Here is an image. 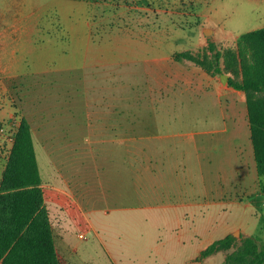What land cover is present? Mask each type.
Returning a JSON list of instances; mask_svg holds the SVG:
<instances>
[{
  "label": "rangeland",
  "instance_id": "obj_1",
  "mask_svg": "<svg viewBox=\"0 0 264 264\" xmlns=\"http://www.w3.org/2000/svg\"><path fill=\"white\" fill-rule=\"evenodd\" d=\"M55 3L0 0V158L12 122L27 118L42 177L72 189L92 224L54 232L67 264H223L245 237L264 243V191L236 190L234 201L225 173L231 147L246 140L247 111L227 110L242 107L244 92L226 83L224 57L222 73L205 67L264 26V0H91L89 44L67 36L72 20L59 21ZM157 37L173 42L164 48L172 57L156 66ZM180 47L205 66L174 59ZM176 183L189 202H168ZM226 234L228 249L199 254Z\"/></svg>",
  "mask_w": 264,
  "mask_h": 264
},
{
  "label": "trees",
  "instance_id": "obj_2",
  "mask_svg": "<svg viewBox=\"0 0 264 264\" xmlns=\"http://www.w3.org/2000/svg\"><path fill=\"white\" fill-rule=\"evenodd\" d=\"M239 42L242 46L238 53L231 47L215 51L211 66H205V57L185 50L175 52L173 57L204 65L210 73H222L220 58L224 57L225 67L232 74L226 83L245 94L258 185L264 191V26L242 33ZM261 229L264 232V216ZM232 240L231 234L214 240L201 256L228 249ZM0 264H66L57 254L33 133L25 117L15 127L0 180ZM223 264H264V243L259 244L254 236L245 237L236 250L226 255Z\"/></svg>",
  "mask_w": 264,
  "mask_h": 264
},
{
  "label": "crops",
  "instance_id": "obj_3",
  "mask_svg": "<svg viewBox=\"0 0 264 264\" xmlns=\"http://www.w3.org/2000/svg\"><path fill=\"white\" fill-rule=\"evenodd\" d=\"M90 1L91 0H55L56 2L55 4L57 5L55 8L56 18L59 21L68 20V19L72 20L69 26L67 27L64 26L63 28L64 30H66L67 36L75 38V36L81 35L83 37H86V42L88 44H89L90 36L93 34V29H92L91 23L85 24L83 23V21L88 20L87 5L90 3ZM75 15H76V19H75ZM76 20H81L80 22L81 27L78 26V23ZM73 41H74L73 39H68V42H69L68 44H71ZM152 42L153 43L151 46L154 49V53H155L152 60L154 63H156L154 65L156 66L157 64L160 65L162 64V62H166L168 61V59L172 57L171 52H169V50H165L164 48L169 47L170 43L173 42V40L166 39L165 37H162V38L157 37L153 39ZM187 49H188L187 47L186 48L180 47L178 50H176V52L187 50ZM236 99L240 103V105H242V107L234 108L230 106L227 110H229L230 111L229 113H231L233 116L239 115V111L241 115L245 112V110L247 111L246 104H244L245 95L242 94L240 96H237ZM243 105L245 107H243ZM3 115L4 113L2 109H0V120L5 119ZM10 115L11 114H9V116ZM237 120L239 119H236L235 123H237ZM247 125H248L247 126L248 129L246 130V135H245L246 140L244 141V143H241L242 141H238V143L236 142L235 145L231 147L230 155L228 154V159H227L228 161L227 163L230 169L226 168L228 172H225V173H228L229 175L228 178L231 181V185L234 186L233 188L235 192L230 195V198L234 201H238V197L241 196V195H238L237 193L238 191L236 190H241V191L243 190L242 192L244 193L254 192L256 190H259L258 184H259L260 177L258 176V173H257L256 162H255L254 155H253V148H252V143L250 140L249 123ZM237 135L238 133L234 131V136L236 137ZM239 136H241L240 133H239ZM152 146L157 148L155 144H153ZM6 160H7V156L5 160L0 158V180H1L3 169L6 164ZM223 171H226V170L224 169ZM168 179L169 180L175 179L177 181L182 180V178L178 176L172 177V175H170V178ZM47 181L48 180L42 177L41 175V187L43 189L44 204L48 210V216H49L52 228H53V233L56 232L59 235L63 233V236L67 237L68 230H69L68 228L71 225H75L79 223L80 221H82V219H84L85 223L92 229V224L90 222V219L86 216L85 204L82 198L80 197V200H82L83 204L79 201L78 198H74V195L76 194H73L72 189L68 188L69 190L66 191L60 186V184H50L49 185ZM177 183L175 184L176 186L174 185L173 187H171L170 185V188L166 189V192L168 194L167 197L169 196L168 202L172 205L179 204V203L185 204L189 202V196H187L186 194V189L183 188L182 184H177ZM84 184H85V187L83 188L85 189V191L79 194L84 196L85 198L88 193V190H87L85 182ZM46 187H48L50 190L49 195L46 194ZM250 189L252 190L250 191ZM67 195L72 196V198H70L73 201L72 206L71 204L67 205L65 203L64 199H66L65 196ZM174 199L176 202H174ZM86 232L87 231L79 232L78 237H80V234H83V237H80V238H85ZM247 235H250V233H247ZM55 246H56V242H55ZM87 246H88L87 244H84V246L81 248V251L83 252V250H86ZM206 247L202 248L199 251V254ZM56 249H57V254L60 257V259L63 260L67 264L68 260L61 254L57 246H56ZM74 249L75 248H72V251Z\"/></svg>",
  "mask_w": 264,
  "mask_h": 264
},
{
  "label": "built area",
  "instance_id": "obj_4",
  "mask_svg": "<svg viewBox=\"0 0 264 264\" xmlns=\"http://www.w3.org/2000/svg\"><path fill=\"white\" fill-rule=\"evenodd\" d=\"M14 125H15V123L14 122H12V125H11V127H12V130H11V132L9 133H7V139H8V141H10V143L12 144V142H13V140H14V131H15V127H14ZM0 131L1 132H4V128L3 127H1L0 128ZM80 237H83V234H80Z\"/></svg>",
  "mask_w": 264,
  "mask_h": 264
},
{
  "label": "water",
  "instance_id": "obj_5",
  "mask_svg": "<svg viewBox=\"0 0 264 264\" xmlns=\"http://www.w3.org/2000/svg\"><path fill=\"white\" fill-rule=\"evenodd\" d=\"M206 33V32H205ZM223 77H224V79H225V75H222Z\"/></svg>",
  "mask_w": 264,
  "mask_h": 264
}]
</instances>
